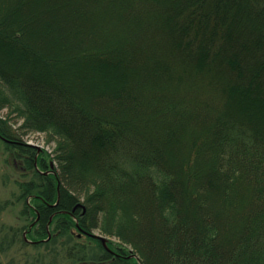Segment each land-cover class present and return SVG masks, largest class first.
Masks as SVG:
<instances>
[{"label": "trees", "instance_id": "16d2710c", "mask_svg": "<svg viewBox=\"0 0 264 264\" xmlns=\"http://www.w3.org/2000/svg\"><path fill=\"white\" fill-rule=\"evenodd\" d=\"M0 108L56 142L0 118L29 220L3 250L264 264V0H0Z\"/></svg>", "mask_w": 264, "mask_h": 264}, {"label": "rangeland", "instance_id": "374dc122", "mask_svg": "<svg viewBox=\"0 0 264 264\" xmlns=\"http://www.w3.org/2000/svg\"><path fill=\"white\" fill-rule=\"evenodd\" d=\"M9 114V109L0 108V118L7 119L10 126L16 130L18 129L20 137L24 142L40 146L42 150L45 149L53 155L56 146L54 140H49L45 132L20 129L22 120L16 118L13 114L9 116ZM52 162L55 167L56 163L50 161V164ZM22 171L23 173L26 172L22 161L14 156V153L7 146L6 142L0 138V241L3 235L11 232L10 228L15 231L21 227L23 228L29 222L21 214L23 201H20L17 197L20 192L18 182L22 179ZM7 200L10 203L8 202L6 205L5 202ZM96 234L107 237L108 240L115 244L121 243L117 237L103 233L100 230H96ZM22 246L20 243H14L10 249L3 250L0 245V264H89L67 259L61 245L55 247L41 245L27 248Z\"/></svg>", "mask_w": 264, "mask_h": 264}, {"label": "water", "instance_id": "95a60500", "mask_svg": "<svg viewBox=\"0 0 264 264\" xmlns=\"http://www.w3.org/2000/svg\"><path fill=\"white\" fill-rule=\"evenodd\" d=\"M36 147L39 149V151L42 150L40 146H36ZM52 166H53V164H52ZM45 173H48V172H45ZM79 206H83V205L81 203H79V204H77V206L74 209H76ZM48 231L50 233V230H48ZM94 235L95 236H98L102 240V242L104 243V245L108 248V238L107 237L102 236V235H99V234H94ZM25 237H26V233H25Z\"/></svg>", "mask_w": 264, "mask_h": 264}]
</instances>
